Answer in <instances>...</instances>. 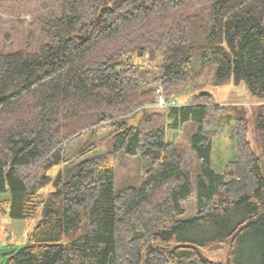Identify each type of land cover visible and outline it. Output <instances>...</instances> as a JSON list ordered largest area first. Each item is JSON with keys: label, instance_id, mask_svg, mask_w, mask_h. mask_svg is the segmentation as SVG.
Wrapping results in <instances>:
<instances>
[{"label": "trees", "instance_id": "16d2710c", "mask_svg": "<svg viewBox=\"0 0 264 264\" xmlns=\"http://www.w3.org/2000/svg\"><path fill=\"white\" fill-rule=\"evenodd\" d=\"M40 27L37 50L0 51V193L10 195L0 215L8 207L12 218L36 220L28 245L3 264H264V161L245 118L234 121L237 158L223 173L210 160L220 130L205 128L234 118L211 93L162 107L168 127L146 129L141 112L129 120L145 109L137 60L157 58L153 80L170 102L188 85L192 59H208L215 84L242 81L261 101L253 128L264 148V0H61ZM102 122L107 151L68 164L64 141ZM186 123L194 177L173 139ZM120 152L151 158L140 186H116ZM193 191L196 212L181 218ZM223 247L225 261L206 256Z\"/></svg>", "mask_w": 264, "mask_h": 264}, {"label": "rangeland", "instance_id": "374dc122", "mask_svg": "<svg viewBox=\"0 0 264 264\" xmlns=\"http://www.w3.org/2000/svg\"><path fill=\"white\" fill-rule=\"evenodd\" d=\"M61 0H16L14 2L0 3V51H12L17 49H27L35 51L39 44L44 42L45 36L40 30V21L60 12ZM207 13V11H206ZM188 56L187 46L183 45L180 49V58ZM136 63L141 64L143 76L142 101L141 105L145 109H137L129 113V120L136 119L139 114H144L148 121L146 129L157 126H167L165 113L162 107L155 106L158 95L166 97L163 86L154 82L153 77L158 75V60L148 58L139 59ZM214 62L206 59L199 61L192 59V70L188 78V85L177 91L170 97L171 101L176 100L179 104L190 103L194 96L205 90L213 95L221 107H226L223 113H232L234 120L221 128L220 122L215 128L206 127L205 129L220 130L213 138L210 154L211 167L218 173H223L226 165L236 160V143L234 121L243 116L247 124V135L252 147L257 153H262L264 161V148L257 143L253 128V117L255 105L261 101L251 95L244 82L235 84L232 81L224 84L214 83ZM167 100V99H166ZM170 101V102H171ZM161 108V109H160ZM141 112V113H140ZM91 130V131H90ZM193 132L191 123H186L175 134L177 150L181 156V165L191 177L198 171L200 162L194 149L191 146L190 134ZM174 133V132H172ZM77 134V135H76ZM64 141L63 152L68 164H74L82 158L104 154L107 151L108 137L110 129L107 123H99L89 130L76 133ZM83 149V154H79ZM151 158L142 159L139 156L126 155L119 153L114 162L115 181L118 188L127 186H140L147 177V170L151 166ZM63 165L52 168L49 173L55 174L57 169ZM48 187L41 191L45 193ZM10 197L8 192L0 193V201ZM183 213L181 218H189L196 212V197L194 191L191 196L182 201ZM6 212L0 215V264L6 262L8 256L13 252L28 245V233L35 224V219L12 218ZM227 247L210 250L205 252L212 260L225 261Z\"/></svg>", "mask_w": 264, "mask_h": 264}, {"label": "built area", "instance_id": "2783aa9c", "mask_svg": "<svg viewBox=\"0 0 264 264\" xmlns=\"http://www.w3.org/2000/svg\"><path fill=\"white\" fill-rule=\"evenodd\" d=\"M157 107H165L168 105H176L175 101L167 102L166 98L163 95H158V99L155 103Z\"/></svg>", "mask_w": 264, "mask_h": 264}]
</instances>
